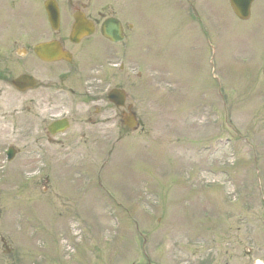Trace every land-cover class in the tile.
<instances>
[{
  "label": "rangeland",
  "instance_id": "1",
  "mask_svg": "<svg viewBox=\"0 0 264 264\" xmlns=\"http://www.w3.org/2000/svg\"><path fill=\"white\" fill-rule=\"evenodd\" d=\"M83 1L133 26L103 76L140 126L35 141L0 80V264H264V0Z\"/></svg>",
  "mask_w": 264,
  "mask_h": 264
},
{
  "label": "flooded vegetation",
  "instance_id": "2",
  "mask_svg": "<svg viewBox=\"0 0 264 264\" xmlns=\"http://www.w3.org/2000/svg\"><path fill=\"white\" fill-rule=\"evenodd\" d=\"M48 2L55 5L58 14L56 27H50L46 19ZM35 3L46 21L45 27H27L24 22L19 26L13 20L14 13L18 12L22 13V19L15 18L25 19L28 0H0V11L12 14L0 22V80L21 95L10 114L15 118L17 114L22 115L24 126L21 129L33 133L35 141L40 139L37 131L41 130V139L47 143L66 141L68 138L57 137L64 138L67 131L74 136L69 139L79 144L78 140L88 139V131L99 126L113 130L115 119L121 124L122 117L129 112L126 102L124 108L116 109L109 101L108 92L116 87L112 79L105 80L103 75L110 78L113 75L115 47L129 40L128 31L132 27L120 21L122 41L114 43L102 34L105 20L115 17L111 7L107 13V8H90L89 2L83 0H35ZM74 15L93 25L84 27L90 35L81 33L71 38ZM13 22L15 27H10ZM46 44L51 46L47 48ZM11 73L15 74L14 78H7ZM20 77L24 78L18 80ZM62 120L68 124L65 132L58 134L50 130L52 123Z\"/></svg>",
  "mask_w": 264,
  "mask_h": 264
},
{
  "label": "water",
  "instance_id": "3",
  "mask_svg": "<svg viewBox=\"0 0 264 264\" xmlns=\"http://www.w3.org/2000/svg\"><path fill=\"white\" fill-rule=\"evenodd\" d=\"M252 1L253 0H229V3H230V7H231L234 15L238 19L247 20L250 16V6H251ZM46 10H47L48 16L50 18L51 25H53V27H55L56 21H57V14H56L55 7L52 4H47ZM78 24H80V21L76 20V26ZM108 25H109L108 27H114V28L107 31V32H109L107 34L108 35H114V38L118 39V34H119L118 25L113 24L112 22H108ZM110 98L115 100V104L117 107L123 105L124 95L121 92L118 94L116 92H112ZM125 125L127 126V128H129L131 130H134L136 128L137 124H136L135 119L132 115L125 122ZM65 126H66L65 124H60V125L57 124V126H55L54 128L56 131H63L65 129ZM7 155H8V159H10L13 156V152L11 149L7 152Z\"/></svg>",
  "mask_w": 264,
  "mask_h": 264
}]
</instances>
